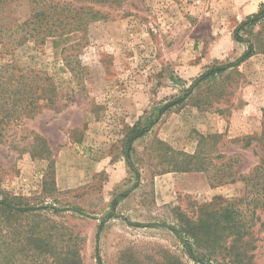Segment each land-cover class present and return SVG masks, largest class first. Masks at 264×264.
<instances>
[{"label":"rangeland","instance_id":"1","mask_svg":"<svg viewBox=\"0 0 264 264\" xmlns=\"http://www.w3.org/2000/svg\"><path fill=\"white\" fill-rule=\"evenodd\" d=\"M28 4L15 3L11 15L24 22ZM233 6L238 0H125L98 7L108 18L92 23L85 39L73 36L64 53L52 40L30 39L0 57V65L13 61L61 79L62 105L73 97L0 143V198L22 197L41 209L27 225L57 227L59 253L74 252L82 264H167L173 257L197 264L180 215L196 220L215 197L243 195L242 183L212 187V166L241 159L236 171L248 173L259 145L245 148L244 139L263 131L264 19L249 20L259 7L237 20ZM250 44L251 58L198 85L212 67L235 64ZM76 59L82 76L72 79L66 62ZM135 126L148 129L133 143L138 175L125 158ZM205 143L210 172L177 171ZM257 235L254 261L264 264V231Z\"/></svg>","mask_w":264,"mask_h":264},{"label":"trees","instance_id":"2","mask_svg":"<svg viewBox=\"0 0 264 264\" xmlns=\"http://www.w3.org/2000/svg\"><path fill=\"white\" fill-rule=\"evenodd\" d=\"M20 1L26 0H0V57L9 56L15 45L20 46L30 39L42 44L52 40L55 50L62 49L64 53L67 50L64 46L71 42L73 36L81 35L85 39L92 23L108 18L101 8H118L125 0H27L30 13L24 22H20L10 12L12 6ZM261 19H264V4L249 20L256 23ZM234 38L238 42L243 40L239 28L234 32ZM253 55V45L250 44L235 64L212 67L200 77L198 85ZM66 67L72 79L82 76L83 67L79 60L66 62ZM61 84V79L47 71L24 69L13 61L2 63L0 143L13 129L28 121L48 111L59 112L63 100ZM72 98L66 96L62 108L67 107ZM184 100L167 103L160 113H165ZM147 132V127L135 126L125 142V158L137 175L132 161L133 143ZM244 142L245 148H249L253 142L259 145V151H255L258 156L255 166L248 173H241L236 171L241 159H221L219 165L212 166L215 174L210 177L212 187L242 183L243 195L237 199L215 197L200 208L196 220L180 215L183 222L180 230L188 239L185 243L187 253L197 264H255V252L260 240L257 233L264 231V122L262 133L257 137L245 138ZM208 147L211 146L205 143L204 148H200L193 156H186L177 171L210 172L208 166L212 165V159H204L207 157L203 156ZM39 210L31 207L22 197L5 195L3 199L0 198V264H82L80 256L74 252L59 253L64 248L58 246L57 227L48 230L42 227L39 220L34 227L27 225ZM257 226L259 228L255 233ZM169 228L175 230L172 226ZM167 264L182 263L173 257Z\"/></svg>","mask_w":264,"mask_h":264},{"label":"crops","instance_id":"3","mask_svg":"<svg viewBox=\"0 0 264 264\" xmlns=\"http://www.w3.org/2000/svg\"><path fill=\"white\" fill-rule=\"evenodd\" d=\"M240 3V6L234 7L233 12H229L233 16V18H236L237 20L243 19L246 16H249L251 14H254L258 11L261 4L264 3V0H238ZM66 155H68L67 151H65ZM62 154V155H61ZM61 156L64 155V153H60ZM65 156V155H64ZM78 159H82L81 157H78ZM93 159H112L110 156H95ZM166 179L171 180L170 177H166Z\"/></svg>","mask_w":264,"mask_h":264}]
</instances>
